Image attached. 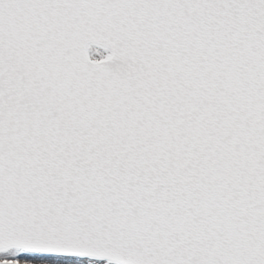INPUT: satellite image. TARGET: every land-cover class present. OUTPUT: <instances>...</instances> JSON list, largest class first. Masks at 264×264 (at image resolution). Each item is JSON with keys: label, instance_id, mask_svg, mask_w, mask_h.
I'll use <instances>...</instances> for the list:
<instances>
[{"label": "snow or ice", "instance_id": "obj_1", "mask_svg": "<svg viewBox=\"0 0 264 264\" xmlns=\"http://www.w3.org/2000/svg\"><path fill=\"white\" fill-rule=\"evenodd\" d=\"M101 260L264 264V0H0V264Z\"/></svg>", "mask_w": 264, "mask_h": 264}, {"label": "water", "instance_id": "obj_2", "mask_svg": "<svg viewBox=\"0 0 264 264\" xmlns=\"http://www.w3.org/2000/svg\"><path fill=\"white\" fill-rule=\"evenodd\" d=\"M72 258H77V257H72ZM77 259H82V260L87 259L88 260V258H77ZM96 262H107L108 264H114V262H109V261H106V260H101V261H96Z\"/></svg>", "mask_w": 264, "mask_h": 264}, {"label": "rangeland", "instance_id": "obj_3", "mask_svg": "<svg viewBox=\"0 0 264 264\" xmlns=\"http://www.w3.org/2000/svg\"><path fill=\"white\" fill-rule=\"evenodd\" d=\"M64 259H71V258H64ZM71 260H76V259H71ZM83 261H85V260H83ZM86 262V261H85ZM94 264H105V263H95L94 262Z\"/></svg>", "mask_w": 264, "mask_h": 264}]
</instances>
